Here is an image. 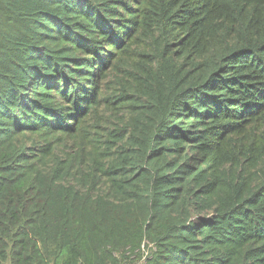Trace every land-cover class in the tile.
Segmentation results:
<instances>
[{"label":"trees","instance_id":"16d2710c","mask_svg":"<svg viewBox=\"0 0 264 264\" xmlns=\"http://www.w3.org/2000/svg\"><path fill=\"white\" fill-rule=\"evenodd\" d=\"M0 264H264V0H0Z\"/></svg>","mask_w":264,"mask_h":264},{"label":"rangeland","instance_id":"374dc122","mask_svg":"<svg viewBox=\"0 0 264 264\" xmlns=\"http://www.w3.org/2000/svg\"><path fill=\"white\" fill-rule=\"evenodd\" d=\"M144 253H147V251L144 249Z\"/></svg>","mask_w":264,"mask_h":264},{"label":"built area","instance_id":"2783aa9c","mask_svg":"<svg viewBox=\"0 0 264 264\" xmlns=\"http://www.w3.org/2000/svg\"><path fill=\"white\" fill-rule=\"evenodd\" d=\"M143 251H144V248H143ZM146 254V253H145Z\"/></svg>","mask_w":264,"mask_h":264}]
</instances>
